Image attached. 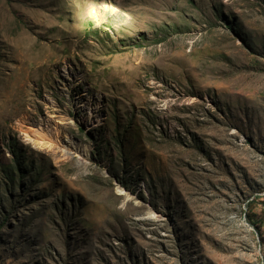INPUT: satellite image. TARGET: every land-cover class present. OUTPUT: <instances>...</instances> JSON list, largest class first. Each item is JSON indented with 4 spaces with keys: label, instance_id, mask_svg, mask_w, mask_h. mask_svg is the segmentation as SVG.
Here are the masks:
<instances>
[{
    "label": "rangeland",
    "instance_id": "rangeland-1",
    "mask_svg": "<svg viewBox=\"0 0 264 264\" xmlns=\"http://www.w3.org/2000/svg\"><path fill=\"white\" fill-rule=\"evenodd\" d=\"M0 264H264V0H0Z\"/></svg>",
    "mask_w": 264,
    "mask_h": 264
},
{
    "label": "bare ground",
    "instance_id": "bare-ground-1",
    "mask_svg": "<svg viewBox=\"0 0 264 264\" xmlns=\"http://www.w3.org/2000/svg\"><path fill=\"white\" fill-rule=\"evenodd\" d=\"M41 130H43V129H41ZM52 132V130H49L47 133H46V136H49V133H51ZM57 132V130H55V133ZM59 132V131H58ZM40 136L38 137V139H40L41 141H43V142H45V140H46V138H45V134L43 135V134H39ZM55 139V138H54ZM59 139V138H58ZM48 140V139H47ZM54 141H56V140H54ZM48 142V141H47ZM48 144V143H47Z\"/></svg>",
    "mask_w": 264,
    "mask_h": 264
}]
</instances>
